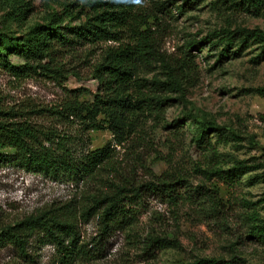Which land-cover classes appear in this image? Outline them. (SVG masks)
<instances>
[{
	"label": "trees",
	"instance_id": "16d2710c",
	"mask_svg": "<svg viewBox=\"0 0 264 264\" xmlns=\"http://www.w3.org/2000/svg\"><path fill=\"white\" fill-rule=\"evenodd\" d=\"M33 1L0 0V5L7 7L3 21L23 27V32H16L0 22V71L19 81L40 76L59 82L69 77L64 64L66 55L87 48L99 49L101 61L92 75L98 88L91 100L80 101L83 94L74 91L69 100L39 113L57 123H73L82 133L109 130L117 146L127 144L132 136L138 135L146 115L161 113L185 102L187 85L198 71V56L194 53L208 48L217 63L223 64L241 56L252 44H259L264 58V31L260 29L214 31L202 39L189 40L180 49V56L171 61L162 52V39L147 33L150 28L141 30L136 12L138 0L61 2L50 6L43 16H36L26 26L32 17ZM174 1L155 2L160 24L166 18L184 15L205 0ZM226 4L231 12L264 11V0H227ZM151 73L153 76H149ZM27 119L23 114L0 112V166L12 164L58 179L68 177L78 184L99 178L101 171L113 165L112 143L79 155L68 136L45 132ZM166 130L172 135L191 131L194 145L203 149L211 146L215 136L237 137L230 127L193 110H185L181 117L167 124ZM56 138L61 141L57 142ZM257 169L238 162L225 169L163 172L138 184L120 175L109 183L106 192L90 196L88 203L51 207L13 225L0 227V249L11 247L25 258L29 257L32 244L42 243L55 248L56 264L99 260L104 240L116 230L132 231L140 214L133 206L142 207L150 197L177 210H199L211 218L222 213L220 219L227 224L228 212L222 210L220 198L222 184H232ZM93 215L100 216L101 234L90 247L82 240L80 225ZM245 221L248 228L243 233L248 240L264 243V219L253 213L246 215ZM143 243L151 254L178 246L169 238L155 235H149ZM189 264L226 263L208 258Z\"/></svg>",
	"mask_w": 264,
	"mask_h": 264
},
{
	"label": "rangeland",
	"instance_id": "374dc122",
	"mask_svg": "<svg viewBox=\"0 0 264 264\" xmlns=\"http://www.w3.org/2000/svg\"><path fill=\"white\" fill-rule=\"evenodd\" d=\"M69 1L74 0L33 1L32 17L26 26L36 16H43L50 6ZM138 1L136 12L141 30L150 28L147 33L152 32L162 39V52L171 61L180 56V49L189 40L202 39L220 29L264 31L263 9L231 12L227 0H205L184 15L166 18L163 24L157 21V0ZM174 2L181 3L180 0ZM6 10L5 5H0V22L10 30L23 32L19 24L3 21ZM194 54L198 56V71L187 85L185 102L164 112L146 115L138 135L123 146L113 142L109 130L82 133L73 123H57L39 113L69 100L74 91L83 94L80 101L91 100L98 88L92 75L101 61L99 49L87 48L66 55L64 64L69 77L59 82L40 76L19 81L0 71V112L23 114L45 132L68 136L79 155L108 143L115 148L113 165L101 171L99 178L78 184L68 177L58 179L12 164L1 165L0 227L13 225L51 207L88 203L90 196L106 192L109 183L120 175L138 184L163 172L225 169L245 162L258 169L232 184L223 186L221 183L220 198L222 210L228 212L227 224L220 219L222 213L211 218L199 210H177L150 197L142 207L133 206L140 214L132 231H114L104 240L100 259L85 264H189L208 258L226 264H264V243H252L243 233L248 228L246 215L255 213L264 219V58L260 45L252 44L241 56L223 64L217 63L208 48ZM185 110L207 114L233 129L237 137L215 136L211 146L203 149L194 145L191 131L170 134L167 124L181 117ZM56 141L61 140L56 138ZM80 229L83 242L93 247L92 243L100 239V216L93 215L82 221ZM149 235L169 238L178 246L151 254L143 243ZM56 258L55 248L42 243L32 244L29 257L25 258L11 247L0 249V264H56Z\"/></svg>",
	"mask_w": 264,
	"mask_h": 264
}]
</instances>
